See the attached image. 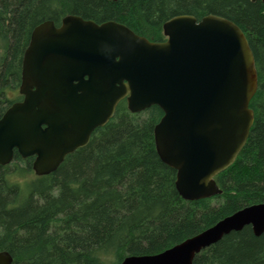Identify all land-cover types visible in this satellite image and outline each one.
<instances>
[{"label": "trees", "instance_id": "obj_1", "mask_svg": "<svg viewBox=\"0 0 264 264\" xmlns=\"http://www.w3.org/2000/svg\"><path fill=\"white\" fill-rule=\"evenodd\" d=\"M66 14L97 23L114 20L149 40L165 39L164 21L179 14H216L244 32L254 56L253 123L234 162L214 179L220 194L185 200L175 170L158 156L157 105L131 113L121 100L114 116L53 172L24 187L7 176L31 172L30 162L0 167V250L13 264H121L154 254L212 226L243 206L264 201V5L261 0H0V99L16 85L31 30ZM1 107V105H0ZM18 158V157H17ZM22 164V168L19 167ZM20 168V169H19ZM192 264H264V231H230Z\"/></svg>", "mask_w": 264, "mask_h": 264}, {"label": "water", "instance_id": "obj_2", "mask_svg": "<svg viewBox=\"0 0 264 264\" xmlns=\"http://www.w3.org/2000/svg\"><path fill=\"white\" fill-rule=\"evenodd\" d=\"M162 30L165 39L153 41L123 23L76 14H66L58 26L52 20L36 25L21 60L22 100L0 118V164L15 148L22 157L34 156L35 175L55 171L125 100L131 113L151 105L162 110L154 144L175 170L183 199L220 194L214 176L234 162L253 123L252 50L241 28L216 14L175 15ZM244 226L255 236L264 231V201L160 252L127 255L121 264H192L202 249ZM12 262L0 250V264Z\"/></svg>", "mask_w": 264, "mask_h": 264}, {"label": "flooded vegetation", "instance_id": "obj_3", "mask_svg": "<svg viewBox=\"0 0 264 264\" xmlns=\"http://www.w3.org/2000/svg\"><path fill=\"white\" fill-rule=\"evenodd\" d=\"M58 25H56V26H58ZM21 60H22V56H21ZM21 60H20V66H19L18 82L16 83V85L12 84L10 86H6L2 91L3 92L2 100L0 99V105H1V107H0V118L2 117V115L7 111V109L11 105H13L16 102H20L22 100V95L19 93V85H20V81H21ZM33 159H34V156H32V155L27 156V157H22L17 152V150L14 148L11 160L6 164H0V167H13L14 168V167H16L13 165L14 162L18 161L20 163H23L24 161L28 160L30 162V168L32 170L31 164H32ZM21 165L22 164H19L20 168H22ZM31 172H33V170ZM34 175H35V173H34ZM35 176H37V175H35Z\"/></svg>", "mask_w": 264, "mask_h": 264}, {"label": "rangeland", "instance_id": "obj_4", "mask_svg": "<svg viewBox=\"0 0 264 264\" xmlns=\"http://www.w3.org/2000/svg\"><path fill=\"white\" fill-rule=\"evenodd\" d=\"M6 171H8V172L12 171V167H8V169ZM7 177L9 179L10 183L18 184L21 188V187H24L27 183L31 182V180L34 179L36 176L34 175L33 172L21 174L18 171H15L14 173L10 174ZM24 188H26V187H24Z\"/></svg>", "mask_w": 264, "mask_h": 264}]
</instances>
